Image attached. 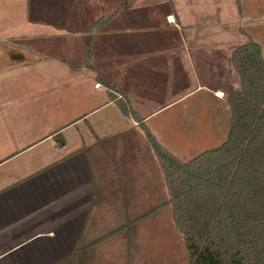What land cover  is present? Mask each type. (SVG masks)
Masks as SVG:
<instances>
[{"label":"crops","instance_id":"1","mask_svg":"<svg viewBox=\"0 0 264 264\" xmlns=\"http://www.w3.org/2000/svg\"><path fill=\"white\" fill-rule=\"evenodd\" d=\"M24 2L0 0V264H146L127 212L168 190L117 99L179 159L221 145L264 0Z\"/></svg>","mask_w":264,"mask_h":264},{"label":"trees","instance_id":"2","mask_svg":"<svg viewBox=\"0 0 264 264\" xmlns=\"http://www.w3.org/2000/svg\"><path fill=\"white\" fill-rule=\"evenodd\" d=\"M237 3L241 10L240 0ZM87 50L91 59L89 45ZM232 63L241 88L227 96L231 110L228 137L188 161L159 143L126 96L117 99L122 113L141 123L159 160L168 190L166 203L170 204L175 228L184 238L189 264H264L261 44L249 38L234 49Z\"/></svg>","mask_w":264,"mask_h":264},{"label":"rangeland","instance_id":"3","mask_svg":"<svg viewBox=\"0 0 264 264\" xmlns=\"http://www.w3.org/2000/svg\"><path fill=\"white\" fill-rule=\"evenodd\" d=\"M4 1L6 5L11 4V0H4ZM12 1L14 2V0ZM25 4L27 5L26 0L22 4L24 5L23 10H25ZM29 6L30 4L28 3V6H26V10H28L27 7ZM5 12H7V9L5 10ZM6 15L7 14L5 13L6 18L3 21H1V23H4L5 26H9L10 25L9 22H11V20H9V18ZM235 74H237L236 71ZM240 88L241 85L239 83L238 89L240 90ZM227 127L229 130L230 126ZM133 141L134 143L132 149H134L135 146L139 148L138 147L139 144L135 143V139ZM142 147L144 149V146ZM198 153H200V149L197 148L191 151L189 155L180 156V158L184 161H188ZM149 156L151 158V166L154 167L155 162L152 161L153 155L150 154ZM132 165L135 168L142 167L141 164L136 162H134ZM152 197L153 196H150L151 199ZM159 197H162L163 200L167 199L166 194L164 196L160 195L158 196V198ZM163 200H160L159 203H157V201L153 203L149 201V204L144 206L145 208H147L146 210H141V211L130 210L127 212V215L130 216L131 214L132 218L139 217V220L133 223L131 229L134 234L133 235L134 239L132 240L133 241L132 247L134 248L135 246H139V248H142V251L145 252L144 262L146 264H189V258H188L184 238L178 232V230L175 228L174 223L172 222L170 204L166 203L167 200L164 203ZM125 213L126 212H122V214ZM112 214L113 215L110 218V221L108 219L107 224L110 223L114 225V223L117 222L115 212Z\"/></svg>","mask_w":264,"mask_h":264}]
</instances>
